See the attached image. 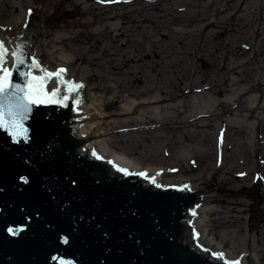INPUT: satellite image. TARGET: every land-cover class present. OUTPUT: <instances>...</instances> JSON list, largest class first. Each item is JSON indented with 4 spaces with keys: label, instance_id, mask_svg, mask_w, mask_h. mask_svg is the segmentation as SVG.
<instances>
[{
    "label": "rangeland",
    "instance_id": "374dc122",
    "mask_svg": "<svg viewBox=\"0 0 264 264\" xmlns=\"http://www.w3.org/2000/svg\"><path fill=\"white\" fill-rule=\"evenodd\" d=\"M20 33L110 147L204 187L202 227L264 264V0H0V37Z\"/></svg>",
    "mask_w": 264,
    "mask_h": 264
},
{
    "label": "water",
    "instance_id": "95a60500",
    "mask_svg": "<svg viewBox=\"0 0 264 264\" xmlns=\"http://www.w3.org/2000/svg\"><path fill=\"white\" fill-rule=\"evenodd\" d=\"M8 40L0 38L8 53L23 46L24 64L7 66L11 82L23 85L22 73L35 75L33 60L43 69L45 60L24 33ZM66 72L64 81L82 87L66 104L34 106L27 140L0 127V264H242L199 243L204 187L164 185L123 167L126 174L91 146L100 136L81 132L93 116L80 111L83 84Z\"/></svg>",
    "mask_w": 264,
    "mask_h": 264
},
{
    "label": "snow or ice",
    "instance_id": "6c2138e0",
    "mask_svg": "<svg viewBox=\"0 0 264 264\" xmlns=\"http://www.w3.org/2000/svg\"><path fill=\"white\" fill-rule=\"evenodd\" d=\"M22 48V45H18L11 52L15 69H18L25 62ZM7 57L8 49L5 47L4 42L0 41V127L9 130L14 138L22 136L27 140L28 129L24 127V123L30 118L33 107L48 103L66 104L71 94L78 93V89L82 85L64 81L65 69L61 68L55 73H51L41 68L39 62L35 60L28 67L39 69L42 75H32L31 72H24L22 73L24 84H14L11 82L12 71L5 67ZM52 77H56L62 87L49 92L46 84ZM62 93L66 94L62 95ZM79 102L78 99L75 100V103ZM93 154L95 155V153ZM118 170L126 174L128 172L127 169L123 168ZM138 175H146V173H138ZM153 183H155V178H153ZM157 187H160V185H157ZM187 187L185 185L178 190H187ZM213 255L223 260V253H214ZM224 264H239V261H224Z\"/></svg>",
    "mask_w": 264,
    "mask_h": 264
},
{
    "label": "bare ground",
    "instance_id": "6f19581e",
    "mask_svg": "<svg viewBox=\"0 0 264 264\" xmlns=\"http://www.w3.org/2000/svg\"><path fill=\"white\" fill-rule=\"evenodd\" d=\"M7 63L5 65V67H10L14 64L13 62V57L11 56V52L8 53V57H7ZM44 69H46L47 71H51L54 72L56 71L55 69H51L47 64L44 65ZM33 73L35 75H42V73L40 72L39 69L37 70H33ZM67 77L70 78V73L67 71ZM72 79V78H71ZM58 88V84L57 81L54 78H51L48 81L47 84V90L49 92H51L53 89ZM154 102V100H153ZM155 102H158L157 100H155ZM80 111L84 112L88 115L91 114H96V116H92L91 119H89V121L87 122L86 126H82L81 127V132L85 133L87 135L90 134H94V135H99L100 136V140H91V146L94 145H98L99 148V152L101 155L105 156L108 158L109 161L113 162V164H116L118 167L121 168H127L129 170L132 171H138V172H146L149 175L152 176H157L159 178V181L161 183H163L164 185H168V184H178L177 181L168 179V178H163V173L161 172L162 170L156 167H152L151 169L148 167H145L143 165H141L137 160H135L134 158H130L127 154L125 153H120L119 151L115 150L114 148L110 147V144L107 142V137L105 136V132L102 131V122H101V117L102 115L99 114L97 115V112L93 110V106H91L90 104H80ZM180 184L182 182H186V180H182L179 181ZM205 205H201L199 206V208L196 210V213L200 214L199 217L196 220V225L199 227L198 231L201 235L200 238V244L201 243H205V245L209 248H211L212 250L219 252V253H223L226 257L227 260H234V259H238V255L232 252H228L227 250H225L224 246L221 245L219 242H216V239L214 238L213 234H208V230L204 227H202L203 225V211L205 210ZM247 258V255L244 256V258L242 259V262L244 263L245 260ZM239 260V259H238ZM247 260V264H248Z\"/></svg>",
    "mask_w": 264,
    "mask_h": 264
}]
</instances>
